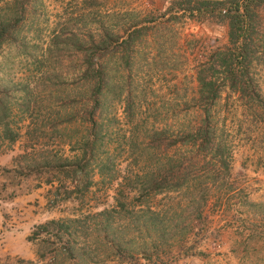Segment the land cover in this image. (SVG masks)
Here are the masks:
<instances>
[{"label":"rangeland","instance_id":"obj_1","mask_svg":"<svg viewBox=\"0 0 264 264\" xmlns=\"http://www.w3.org/2000/svg\"><path fill=\"white\" fill-rule=\"evenodd\" d=\"M185 1L0 0V27L27 10L0 49V132L15 135L0 139V264H264V3L251 99L230 87L228 24ZM200 75L221 90L209 116ZM63 166L89 169L90 190L66 195ZM51 221L68 228L41 231Z\"/></svg>","mask_w":264,"mask_h":264},{"label":"trees","instance_id":"obj_2","mask_svg":"<svg viewBox=\"0 0 264 264\" xmlns=\"http://www.w3.org/2000/svg\"><path fill=\"white\" fill-rule=\"evenodd\" d=\"M26 3L25 1H23ZM191 0H186L185 4H190ZM264 3V0H203L199 3H195L194 6H189L190 10L194 13L197 11L199 16L203 18H215L220 22L227 23L230 28V43L233 46L229 52V56L232 57L231 63H228L227 58H223L227 53L219 52L217 54L220 57L221 64H227L226 73L228 74L227 77L230 79L231 84L230 87L234 91H238L241 93L242 98H253L256 99L257 91H254V87L252 82L248 79L250 76V66L253 63L254 54L252 55L251 49V39L253 35V21L256 18L254 9L259 8ZM186 9V8H184ZM172 10V9H171ZM17 18L15 19L17 22V26H7L2 25L0 27V49L2 46L7 42H15L17 40V31L18 25L25 19V15L27 10L23 6H19L16 10ZM129 40H123V43H130ZM220 66V65H219ZM95 76L98 77V82L96 83L95 87L92 89V96L94 107L91 109L90 116L88 117V121L95 123V113L98 107L102 105L99 103V98L104 94L105 90V82L104 78L102 77L101 68L96 70ZM200 77V84L202 86L201 92V103L205 105V111L209 116L210 109L212 104L216 103L217 100L221 96V90L216 86L214 81H208L206 77ZM7 109L5 108V103L0 104V126L2 122H5L7 119ZM214 130L211 129L209 126L205 128H200L199 135L201 137V146L204 151L210 152L212 156L218 160V166L222 168L223 173H230V167L227 162V149L224 147L222 143L218 145H212L214 143ZM91 134L89 141L86 144L87 151L85 153V157L94 156V152L96 146L99 142V136H97V131ZM95 134V135H94ZM7 138L11 142L15 141V135L11 133L9 128L5 127V130L1 134L0 132V139ZM175 143V142H174ZM87 164L89 166L90 159H88ZM87 164L82 169L87 168ZM68 166V165H64ZM63 166V170L67 172V176L72 178V182L74 183L73 189H66V195L70 194H82L90 190L93 186V181L91 180V171H82L80 172V167L77 166V169L69 170L67 167ZM104 172V169H101ZM85 173V174H84ZM80 174V179L79 178ZM84 174V177L83 175ZM87 182H86V181ZM154 185V183H153ZM162 188L164 186L162 183L160 184ZM64 228L67 227L63 221H51L50 223L40 227L41 231L48 230L49 228ZM68 228V227H67ZM36 233L34 235L37 236Z\"/></svg>","mask_w":264,"mask_h":264}]
</instances>
